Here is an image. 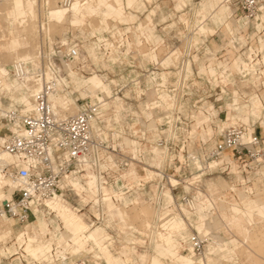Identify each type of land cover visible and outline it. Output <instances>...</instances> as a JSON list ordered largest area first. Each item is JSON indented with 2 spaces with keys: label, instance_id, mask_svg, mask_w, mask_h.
I'll use <instances>...</instances> for the list:
<instances>
[{
  "label": "rangeland",
  "instance_id": "374dc122",
  "mask_svg": "<svg viewBox=\"0 0 264 264\" xmlns=\"http://www.w3.org/2000/svg\"><path fill=\"white\" fill-rule=\"evenodd\" d=\"M54 1L57 2L59 7L62 6V0H53L52 2ZM77 1L79 2L81 0ZM221 1L223 0H138L135 8L127 9L128 14L130 13L135 16L132 21L119 22L115 19H108V29L103 33V35L105 38L115 43V45H119L122 42L119 52H117L118 61L114 64V66L108 59L111 51H106L104 44H102L101 51L96 49L97 52H100L99 57L103 58L102 62L98 64H95L88 57L86 51L88 46L92 44L97 45L96 43H98V37L97 35H93V31L100 28L101 18H89L87 24L82 25L81 27H73L63 24L67 20L65 18L68 16H64L65 18L63 17L64 22L61 24L57 22H49L48 19L50 20V17L47 15L49 13V6L47 5L48 0H37L36 3V6L38 7L36 9H39L38 14L41 15H38L39 17L35 20L36 24L39 23L36 26L39 28L42 23L46 28H43L44 30L42 28H36V31H39L34 33L32 38L34 43H32L34 46L36 44L37 48L40 46V49L35 48V50L37 49L38 52L41 50L42 52V49L45 47L48 51L49 47L63 41H67V45L70 46L77 45L80 49V53L87 57L86 61L78 62L76 64L75 70L77 72L85 76L84 78H91V73L96 71L98 74L105 75L109 81L114 80L117 83H112L111 87L113 96L118 97L120 101L112 104L119 106L123 102L126 105L127 109L121 112V122L124 128L129 127L128 123H133L132 120L134 121V119L132 117H136L137 115L138 117H145L142 111L147 104L150 105L151 108L153 106L161 107L162 105L173 106L175 103H177V106H184L183 116H186L188 121H184L186 123L185 126H179L181 128L177 133L179 141L170 146V152L176 157V161L174 162L175 166H181V172L176 171V173L174 169L167 171V174L174 177L172 179L174 184H176L174 182L176 180L179 182V186H177L175 192L172 191L173 195L169 192L170 186L167 179L165 178L162 181V184L165 186L163 191L165 197H161V202L167 203L168 206L166 207V210L164 209V211L159 215L156 208L146 202L152 196V193H146L144 199L138 196L135 197V199L128 200L133 202L138 200L139 205L135 204L127 208V218H122L117 214L114 217L111 216L107 204L108 215L110 216L111 221L119 220V228L125 230L127 237H109L105 227L96 226L102 227L108 234L107 238L116 242L115 248L119 252L125 253L129 250L128 248L133 247L128 246L126 242V239L128 238H135L144 242V244L139 243L136 246L137 251L133 254L134 264H152L153 261H155L154 264H158L156 259L160 261V264H176L171 260V258L160 257L157 254L160 252V247L156 244L159 239H163L162 233H167L166 237L169 236V231L163 227V224L167 223V226H169V224L174 221L175 217H178L179 214H181V211L176 203L181 202L183 195L187 193L185 186L197 181L199 177L197 178L196 176L201 174V182L191 184L193 187L198 185L200 190L203 192L199 193L197 191L196 193L197 211L190 212L188 209L189 207L183 206L189 212L188 213L184 210L186 217L191 220L189 221L190 226L185 232H183L182 235H190V237L200 235L208 240V244L201 255H195L192 251L189 240L185 239L184 241H181L180 237L182 235L176 234L174 235V238L177 240V245L182 246L185 249L183 254H186V257L192 261L191 264H202L200 259H203L201 256L204 254L211 255L218 259L219 262L217 264H256V261L257 264H264V260L262 259L264 258V165L255 169V171L247 173L238 165V163H235L233 153L230 151L225 154V164H223V166L219 169L206 168L203 171H199L193 163H187L189 164L187 167L182 166L180 163V161L182 162L187 157V152H189L188 147L183 148V146L186 145L187 137H195L198 142L192 147L193 151H198L200 148L202 149L199 141H201V138L204 135L208 136L207 134H213L215 135V138L217 137V140H220V137L218 136L219 131L232 125L239 126L249 124L248 127L250 129L252 126V129L264 138V89L263 86L260 85V79L253 80L251 75L248 79H243L241 74L237 72H229L232 66H239L242 68V71H244L245 64L248 66L257 65L258 71L259 65L257 59L255 61V63L257 62L256 64L247 63V57L250 54L248 48L238 47L234 49L231 45V40L234 42L237 40L241 47L245 42H249L248 45H252L254 49L260 47V60L264 57V41L261 39V45L259 46L257 40L258 38L253 30L252 24L250 27L244 28L245 24L241 20L242 15L240 12H238L237 15L235 14L232 16L230 19L227 18V15L221 13L220 17L223 19L224 24H221L222 19L221 21H218L216 17L211 19L208 13L204 14L202 12V6L205 2L207 9L211 6V9L215 10L219 5V10L221 8L219 4L222 3ZM58 6L56 10L59 9ZM2 7L0 8L2 14L1 16H3L2 9L4 8ZM232 12L233 8L231 13ZM150 15H152V21L148 18ZM212 16H214V13ZM3 17L4 19L1 17L2 29L0 33L1 37L5 38L11 33V23H8V21L5 20V16ZM52 18H54V16ZM37 20H39V22H37ZM215 21H218L221 25L217 26L214 23ZM49 23H55L56 27L54 26L55 24L52 26ZM140 24L144 27H149L150 25L155 26L157 29V32L154 34L156 39L153 41H149L147 39L148 41H146V35L141 34L140 29H138ZM202 25H207L208 27L214 29L215 33H205L204 28H201L200 32L199 28ZM228 25L231 26L230 28H234L236 26L234 29V36L230 34L231 31ZM15 28H17L18 31H20L21 28L19 29L14 26L13 33L15 37L21 40L24 44L23 49L31 47V41L28 42V39L25 37L23 38V33H21L22 31L18 32L16 30L18 33H15ZM147 29L148 28H146V30ZM248 34H250L251 37L246 40L244 37ZM139 36L141 38V43L138 44ZM128 42L131 43L130 47H128ZM152 50H155L159 60L171 56L173 63L170 64L168 68H163L160 65L155 66V64L151 62L147 56H144L145 54H149ZM35 62L36 61L32 63ZM5 64L8 65L7 68L9 70L6 68ZM5 64V68L9 72L8 79L11 86L10 89L5 91H3V88L0 87V97H3L5 105L7 106V101L10 100L13 93L14 84L12 82H15L17 85L19 84V86L20 82L15 78L12 72V66H14L15 63L11 62L9 64L8 62ZM187 64H190L188 66L187 76L191 74L192 76L184 80ZM104 65H106L107 68ZM164 65L167 66V64ZM259 66L262 67V63H260ZM199 70L201 71V74L199 73ZM212 70H216L215 75L211 73ZM181 71L182 76L181 80H179V72ZM152 72L157 73V83L160 82L159 75L161 73L165 72L168 75V90L174 89L175 92L171 94H174L175 97H172L167 92H157V83L155 84L150 82ZM230 73H232V75H230ZM216 77L218 78V82H213L211 85L210 79L212 78L211 80L213 81ZM229 77L234 80L232 82L228 81V79H230ZM2 79H5V77L1 75L0 80ZM135 82H138V84L136 85ZM81 83L82 82L79 80L77 83L75 82L76 85H80ZM88 87L90 86L82 88L88 89ZM221 88L224 92H221ZM89 90L90 89H88V92ZM8 93H11V95ZM24 97H22L21 100ZM255 97L261 99L262 104L260 106H254L253 99ZM98 98L102 99V94H100ZM235 99L239 100L238 104L235 103ZM64 104H66L65 106H69V108H71L70 105H73V101L71 103L70 99L67 98V101ZM72 107L73 109H69L71 111L70 113L75 114L78 107L76 105H73ZM162 109L163 108H158L156 110L157 112L154 113L156 118H162L164 116ZM204 110H207L210 113H212L211 111L213 110L214 115L217 116L215 119L213 118L214 120H211L213 129L209 127L208 130L205 131L207 134H205L202 128H198V125H200L201 122L210 121V117L204 113ZM191 116H193L195 120L191 118ZM233 119H235V121H233ZM181 120L183 121L182 118ZM190 132L192 133V136L189 135ZM153 152L156 155V165L161 168L164 161V152L160 148H153ZM229 159L233 160L236 166H232L231 163L230 165H226L227 160ZM218 163L221 164V162ZM215 164L216 163H212V165ZM241 170L244 172L242 173ZM145 174H147V177L149 175L153 176V173L148 170L145 171V173H142L143 176H146ZM159 175L162 176V174ZM88 181L89 179L86 178V182ZM3 185V189L0 193V200L5 194L9 195L12 193L10 184L6 182ZM192 186H190L191 189H193ZM247 186H255V188L258 189L254 196L245 193L244 188ZM188 193H190L191 197H195L194 192L191 191ZM167 195L174 197V201L171 202L167 198ZM85 197L87 199L85 203H87L91 195H85ZM68 202L74 206L70 201ZM65 206L75 214V217H77L76 212L78 210L75 212V210L69 205ZM144 206H148V209L145 210L146 208H142ZM255 206L257 208H252ZM141 209L143 212L144 210L148 212L150 209L149 215H147L146 212L143 213L142 211H139ZM249 209L254 211L253 213L255 215L254 219L256 223L253 225L248 222L249 218L247 216V212ZM168 211L170 212L169 215L166 214ZM67 212V209L62 208L60 205L59 208H57L59 216L57 213L55 216L50 218H47L45 215H38L37 220L35 221L37 224L33 226L34 222L29 223L27 225H30L31 227L28 228L29 235L26 234L25 237L21 239L19 237L23 235L24 232H27V227H16L15 229H10L12 224L8 219L0 220V230L5 228L7 230L6 233L10 235L8 237L11 240H8L12 241L9 245H7V247L0 244V264H2L1 255L10 257L13 256L15 253L14 251H18L19 254L17 256L10 257V259L5 262L6 264H71L73 261L78 259L88 260L90 263L94 262V256L92 254L91 256H85V254L80 257L74 256L75 254H81L79 252L84 248L87 237H84L85 231H83L81 233V236L83 237L76 239L74 243L65 228V223L63 224L62 220L67 218ZM84 212L86 211L81 213L77 212V214L81 215ZM140 212H142V216L140 215ZM84 214V221L89 227L86 220V213ZM199 214H202L205 222L216 225V227L212 228V233L216 236L215 242L219 240L218 244H213L210 240V238H212L210 235L208 236L205 232L199 233L197 231L196 226L199 223L197 215ZM143 216L146 219V221L144 220L145 224ZM155 216H159V218L164 221L158 228L154 227V230H152L151 228H153L152 225L154 224V218H156ZM252 217L254 216L252 215ZM236 219H239L240 222L236 221ZM110 225L111 223L107 224L106 227ZM87 226L85 225V228H87ZM49 229L52 232H50ZM45 230L48 232L46 233ZM128 230L130 231L128 232ZM163 230L164 232H162ZM134 231L143 235L150 233L151 237H135ZM13 236H15V239ZM43 237L47 241L46 244L44 243L46 241H43ZM153 238L155 241L153 240L152 242L151 239ZM21 240L28 242L22 248H19ZM50 240L53 243L50 242ZM172 241L174 242V240L169 237L166 241H164L161 249L168 250L167 252L169 253ZM58 242H60V244H58ZM0 243L3 242L1 241ZM38 243L42 245V247ZM254 243L258 244L255 245ZM29 244L33 245L37 249L33 251L31 246H28ZM104 244H106V242H104ZM91 246L89 245L87 248L88 251L91 250ZM13 247H16L17 249ZM74 248L77 249L75 252ZM227 255L229 257V262H227ZM142 256L145 257L141 258ZM181 263L189 264L186 262L184 263V260H182Z\"/></svg>",
  "mask_w": 264,
  "mask_h": 264
},
{
  "label": "built area",
  "instance_id": "2783aa9c",
  "mask_svg": "<svg viewBox=\"0 0 264 264\" xmlns=\"http://www.w3.org/2000/svg\"><path fill=\"white\" fill-rule=\"evenodd\" d=\"M72 1L64 0L63 5L68 7ZM225 2L235 10L236 15L238 12L241 13L244 28L253 25L260 46L261 39L264 41V0H225ZM250 37L251 35L248 34L244 38L248 40ZM248 44L249 42H245L241 47L237 40L235 42L231 40L234 49L248 48L250 54L247 63L259 62V65L262 63V67L258 65L257 73L261 81L260 85L264 89V64L263 59H259L260 47L254 49ZM42 50L38 53L35 66L33 63L23 61L12 66L13 74L22 80L28 77V84L36 88V91L32 97V110L26 111L24 105H15L5 109L4 121L0 122V153H6L14 158L13 163L2 168L3 173L13 181L14 190L11 199L0 206V216L7 217L14 229L26 227L29 223L35 222L38 215H45L47 218L55 216L47 202L59 195L70 201L79 212L86 211L84 212L86 220L91 227H105L109 237L112 238L127 237L125 230L119 228L120 221H111L107 198L110 197L111 202L123 206L126 199L132 200L138 196L144 199L146 193H152L146 202L158 211L166 209L167 203L161 202V197H165L163 192L165 186L162 181L167 179L169 192L173 195L179 182L176 180L174 184L172 182L174 177L167 174V171L174 169L175 172H181V166H175L176 157L170 152V146L179 141L177 134L181 129L179 126H185L184 121H188V118L183 116L184 107L177 106V103L175 106L153 107L152 116L149 118L132 117L133 123H128L129 127L124 128L121 135H117L121 125L115 121H113L114 128L106 127L102 117L105 110L98 100L76 97L79 106L77 113L65 116L53 108L51 98L57 92L63 78L68 77L65 71L66 65L73 63L76 67L80 49L77 45L70 46L67 42H60L49 47L48 51L45 47ZM256 59L258 61L255 63ZM181 73L182 71L179 72V80ZM241 76L243 79L250 77V75ZM161 89L172 97L175 96L171 94L175 90H168V85ZM158 108H163L162 118L154 116ZM211 112L204 110L210 121L198 125V128H202L204 132L209 127L212 128L211 120L217 117L213 110ZM95 124L99 128L96 129ZM252 128L244 124L229 126L219 131L220 140H217L215 135L205 132L208 136L204 135L201 138L199 144L202 149L198 151L192 150V147L198 143L195 137H187L183 148L188 147L189 152L182 162L180 159L179 161L186 167L193 163L199 171L206 168L219 169L225 163L218 164V162L230 151L233 153L235 163H238L245 172L255 171L264 165V138ZM189 135L192 136V133L190 132ZM123 137L129 140L128 145L123 143ZM153 148H160L164 152L161 168L156 165ZM198 162L201 163L202 168L198 167ZM214 162L216 164L211 167ZM226 165L230 163L227 162ZM132 169L136 172L138 180L130 175ZM147 170L153 173L149 179L147 174L142 175ZM88 174L95 175L99 179V185L95 194L90 192L89 187L87 192H84L85 195H91L85 203L81 201L69 181L79 178L85 184ZM196 177L199 178L191 184L201 182L202 174ZM191 184L185 186L186 189L188 188L187 193L183 195L181 202L176 203L178 208L191 207L196 202L195 193L200 188ZM191 191L194 192L195 197L190 196L188 192ZM244 191L254 196L257 189L255 186H247ZM163 221L157 216L151 229L158 228ZM109 223L111 226L106 227ZM134 235L151 237L150 233L143 235L137 231H134ZM189 243L197 255H201L208 244L206 238L200 236L191 237ZM0 244L4 246L3 243ZM1 257L2 264H6L5 262L10 259L2 255ZM73 264H90V262L77 260Z\"/></svg>",
  "mask_w": 264,
  "mask_h": 264
},
{
  "label": "crops",
  "instance_id": "0c3cea01",
  "mask_svg": "<svg viewBox=\"0 0 264 264\" xmlns=\"http://www.w3.org/2000/svg\"><path fill=\"white\" fill-rule=\"evenodd\" d=\"M0 1H3V0H0ZM79 2H80V4L77 7L75 6V9H74V11H72L71 14L69 12L67 14L65 11H63L61 9L60 12H58V15L61 16V20H57V19L56 20L58 22H60V24H61V23L64 22V20H63L65 18L64 16H68V17L65 18L67 20L63 24H67V25H70V26H73V27H81L82 25L87 24L89 18H93V17L101 18V21H100L101 26H100V28L95 29L93 31V35H97V37H98V43H96L97 45L92 44V45L88 46L86 48V51H87L88 57L95 64H98V63L102 62L103 58L99 57L100 52H97L96 49L101 51L102 44H104L105 50L106 51H109V50L111 51L110 56L108 57V59L114 66V64H116V62L118 61L117 52H119V49H120V46L122 45L121 44L122 42L119 45H115V43H113L112 41L108 40L103 35V33L108 29V19H115V20H118L119 22L132 21L135 16H133L130 13L128 14L127 13V9L135 8L137 6L138 0H125V1L124 0H81ZM82 2H84L85 4H82ZM88 2H89V4H88ZM221 2L222 3H219L220 6H221V8L219 10H218L219 5L216 7L215 10H212L211 6H210V8H208L209 9L208 10L206 2H205L203 4V6H202V12L204 14L208 13L210 15L211 19L216 17L218 21H221V19H222L220 17L221 13H224L225 15H227V18L230 19L233 16L232 13H231L232 7L227 5V4H225L224 0L221 1ZM8 13H9L10 20H11V33H10L9 36H7L5 38H2L1 37V33H0V52H2V53L3 52H10V51H18L20 49H23V47H24V44L22 43V41L17 39L15 37L14 33H13L14 23L16 22V19H17V16H18L17 12L14 9H12V10H9ZM213 13H214V16H212ZM55 15H56V13L53 12V16H55ZM20 16L24 18L23 13H21ZM151 16L152 15H150L148 17L150 21H152ZM218 21L214 22L217 26H220L221 24H224L223 23L224 22L223 19L221 21V24ZM217 22H218V24H217ZM228 27H229V29L231 31L230 34L234 36L235 35V30L234 29L236 28V26L234 28H230L231 26L228 25ZM260 27L261 26L259 25V28ZM146 28H148V29L146 30ZM201 28L205 29V33H212V34L215 33V30L210 28V27H208L207 25L200 26L199 31L201 30ZM138 29H140L141 34L146 35V37H147V38L145 37L146 41H148V40L149 41L150 40L153 41V40L156 39V36L154 34L157 32V29L155 28V26L150 25L149 27H144L142 24H140ZM0 31H1V27H0ZM139 43H141L140 36L138 37V44ZM130 46H131V43L128 42V47H130ZM128 51H129V49H128ZM128 51H127V53H128ZM81 55H82V62L86 61L87 57L83 56V54H81ZM144 56L145 57L147 56L150 59L151 62H153V63H155L157 65H160L163 68H168L169 65L173 63L171 56H168L167 58H163L162 60H159L155 50H152L149 54H145ZM142 63H144V62H142ZM263 63H264V57H263ZM164 64H167V66H165ZM189 65L190 64H187V68H186V79L189 78L190 76H192V74L187 76L188 66ZM104 66L107 68L106 65H104ZM7 67H8V65H6V68ZM229 72H237V73H239V74H241L243 76L251 75L253 80H259V76H258V73H257V65L248 66V65L245 64L244 65V71H242V68L239 67V66H232L231 69L229 70ZM199 73L201 74L200 70H199ZM211 73L215 75L216 74V70H212ZM230 75H232V73H230ZM70 78L72 80L71 81L72 82V91H71L72 95H74V96L76 95L77 97L81 96L82 99L90 97V98H92L95 101H97V100L100 101L102 103V108L105 110L104 111L105 113H103V114L105 115L104 121L106 122V127L108 129L114 128L113 121H115L117 124L121 125L120 126L121 127L120 132L118 134L117 133L116 134L117 135L123 134L124 127H123L122 122H121V119H122L121 112L125 111V109H127L126 105L122 101H121L122 103L119 106L112 104V103L120 101V99L118 97H116V96L114 97L113 96V91H112V87H111L112 83L113 84H117V83L114 80L109 81L108 78L105 75L98 74L96 71H93V73H91V78H75V79H78L79 81L82 82L80 85L79 84L76 85L73 82V78L71 76H70ZM159 78H160L159 79L160 82L157 83V73L156 72H152L151 78H150V82L151 83H155V84L157 83L156 84L157 88H158L157 92H166L165 90L161 91L160 88L161 87H166V85L168 83V80H169L168 79V75L165 72H163V73H161L159 75ZM0 79H1V75H0ZM211 79H210V84L211 85L213 84V82H218V78L217 77L213 81ZM93 80L96 81V82H102L103 86L101 88L95 87L92 84ZM233 80L234 79H231V78L228 79V81H230V82H232ZM12 83L14 84L13 93H12V95H11V93H8V94L11 95V97H10V100L7 101L8 102L7 106L5 105L3 97H0V109L1 110L5 111V109H9L11 107H14L15 105H21V102H22L21 98L25 96V92L19 88V84L17 85L15 82H12ZM135 84L137 85L138 82H135ZM85 86H90V87H88V89H90L89 92H88V89L82 88V87H85ZM87 92H88V94H87ZM221 92H224V90L222 88H221ZM100 94H102V97H103L102 99L98 98L100 96ZM76 96H75V98H76ZM67 98H68V96H67ZM69 99L71 101H73L72 97L69 98ZM176 102H177V100H176ZM253 102H254V106H258V105L260 106L262 104L261 99L258 98V97H255L253 99ZM235 103L238 104L239 100L235 99ZM175 104L173 106H175ZM153 107H157V106H153ZM153 107L151 108L150 105H148V104L145 105V108L143 109L142 112H143V114L145 115L146 118H149V117L152 116L151 109H153ZM181 107L183 108L184 106H181ZM25 108H26L25 109L26 111H30V110H32L33 107H29V105L26 104ZM113 113H114V117H113ZM228 121H229V119H228ZM233 121H235V119H233ZM244 125L249 126V124H244ZM123 143L128 145L130 142H129V140L126 137H123ZM224 161H225V159L221 160L220 161L221 164L224 163ZM228 161H229V163H231L232 166H236V164L233 162V160L229 159V160H227V162ZM197 165H198L199 168H202V165H201L200 162H198ZM130 175L133 176L134 179L138 180V176H137L136 172L133 169L131 170ZM151 177L152 176L149 175L147 178L149 179ZM86 178H88L89 181L86 182L85 184L82 183L81 179H79V178L71 179L69 181V183L76 190L77 194L80 196L81 200H83L84 202L87 201L84 192H87V189L89 187L90 192L95 194V187H96V180H95V176L94 175H88V176H86ZM174 182L176 183V181H174ZM197 191L199 193H203L200 190H197ZM121 197H123V196H121ZM167 198L171 202L174 201V197H172L170 195H167ZM107 199L109 201V203H108L109 212H110V215L113 216V217L117 214V215H119L122 218H127L128 217L127 208L129 206H131V205H135V204L139 205L138 200L133 202V201H128L126 199L125 203L123 205L124 207H123V206L116 205L113 202H111L110 197H108ZM60 205L62 206V208H66L67 209V211H68L67 215H68L69 212H72V211L70 209H68L65 205H69L72 209L75 210V212L78 210V208L72 206L68 202V200H66L65 198H63V202H61ZM146 207H148V206H144L142 208H146ZM252 208H257V207L255 206V207H252ZM54 209H55V211L57 213V207L56 206L54 207ZM179 209L181 211L180 212L181 214H179L178 217H175L174 221L171 222L169 224V226H167V223L163 224V227H165V229H167L169 231V236L166 237L167 233L166 234L162 233L163 239H159L157 241V244H156V245H158L160 247V252L157 253V254L160 257L171 258V260L174 261L176 264H182L181 263L182 260H188L189 259V258L186 257V254H183V251L185 249L182 246H178L177 243H176L177 240L174 238V235H176V234L182 235L183 232H185L187 230V228L190 226L189 221L191 219L186 217V213L184 212V210L187 211V212H188V210L186 208H184L183 206H180ZM156 211L159 212L158 210H156ZM77 212L81 213L79 211H77ZM77 212H76V215L78 217H82V219L84 221L85 214L83 213V214L79 215V214H77ZM253 212L254 211L251 210V209H249L248 212H247V216L249 218L248 222L251 225L256 223V221L254 219L255 215H254ZM169 213H170L169 211L166 212L167 215H169ZM252 215L254 217H252ZM58 216H59V214H58ZM197 217L199 219V223L196 226L197 231L199 233L205 232L206 234H208V236L210 235V237H212V238H210V240L213 242V244L214 245H215V243L218 244L219 240L215 242L216 236L212 233V228L216 227V225H213L211 223L205 222V219L202 216V214L197 215ZM66 219L65 220L62 219V220H63V224L65 223V228L67 230L68 219L67 220ZM143 221H144V219H143ZM236 221L240 222L239 219H236ZM36 224H37V222H34L33 226L36 225ZM86 226H87V224H86ZM89 226H90V224H89ZM29 227H30V225L28 226V228ZM49 231L52 232L50 229H49ZM85 231L86 232H84V237H87L86 238V244H85L84 248L81 249L80 253L81 254H85V256L86 255L91 256V254L94 256V262H91L90 264H103V263L107 264L106 258L104 257V254H103V250L96 246V243H95L94 239H92V237H97L103 243L106 242L105 245H107L110 248V250L112 251V258L115 261L114 264H134L133 254H135L136 251H137L136 246L139 243L144 244V242H142L141 240H137L135 238H128V239H126V242H127L128 246H133V247L132 248H128L129 252L128 251L125 252V253L124 252H119L115 248L116 247V245H115L116 242L114 240H111V239L107 238L108 234L105 232V230H103L102 227H100L99 229L95 230L94 232H89V227L87 226V229ZM45 232L47 233L48 231L45 230ZM162 232H164V230ZM28 233H29V229H27V232H24L23 234H28ZM77 237H83V236H81V234H80ZM169 237L171 239H173L174 242L172 241V244H171V247H170V252L168 253L167 252L168 250H162L161 248H162V245L164 244V241H166ZM185 239L189 240L190 239V235H182L180 237L181 241H184ZM73 241L75 243L76 239H73ZM88 243H91L92 246H91V244H88ZM89 245L91 246V250L90 251H88V249H87L89 247ZM28 246H33V245L29 244ZM73 246H74V244H73ZM13 248L17 249L16 247H13ZM75 250H77V249L74 248V252H75ZM14 252L15 253L13 254V256H17L19 254L18 251H14ZM74 256L75 257H79V254L78 255L75 254ZM144 257L145 256H142L141 258H144ZM202 258L203 259H200L202 264H217L219 262L218 259H216L215 257H213L211 255H204V257H202ZM226 258H227V262H229L228 255L226 256ZM129 259H130V261H129ZM156 260L158 261V264H160V261L158 259H156ZM75 261H77V260H75ZM73 263H71V264H73ZM256 264H257V261H256Z\"/></svg>",
  "mask_w": 264,
  "mask_h": 264
},
{
  "label": "bare ground",
  "instance_id": "6f19581e",
  "mask_svg": "<svg viewBox=\"0 0 264 264\" xmlns=\"http://www.w3.org/2000/svg\"><path fill=\"white\" fill-rule=\"evenodd\" d=\"M53 0H48V6H49V8H48V10H49V13L47 14L48 15V17H50V20L48 19V21L49 22H57V23H59L60 24V22H58L57 20H61V16L60 15H58V12H60V10L62 9L63 11H65L67 14H68V12L69 13H72V11H74V9H75V6L77 7L79 4H80V2H78L77 0H73L72 1V3L70 4V6H68V7H66V6H64L63 5V2H64V0H62L61 2V4H62V6H58V4H57V2L56 1H54V2H52ZM45 2V1H44ZM224 2H225V0H224ZM36 3H37V0H3V1H0V8L2 7L3 9H2V13H3V16H5L6 17V19L5 20H7L8 21V23L10 22L11 23V20H10V16H9V13H8V11L9 10H12V9H14L16 12H17V19H16V22L14 23V26L15 27H18L19 29H20V31H18L17 30V28H15V30L14 31H18V32H21V33H23V38L25 37L26 39H28L27 41L28 42H30L31 41V47H29L28 49H23V50H18V51H10V52H0V74L2 75V76H4L5 77V79H2V80H0V87L1 88H3V91H5V90H7V89H10V86H11V83L9 82V79H8V75H9V72H8V70L5 68V65H7V64H5V63H8L9 62V64L11 63V62H14L15 63V65H16V63H18V62H27V63H32V62H34V61H37L38 60V50L37 49H40L39 47L37 48V46H36V44H35V46L33 45V36H34V33L35 32H38L39 30H37L36 31V28H38L36 25H38V24H36L35 23V20H36V18H38L39 16H41L40 14H38V10L39 9H36V8H38L37 6H36ZM56 4H57V6H58V10H56V8H57V6H56ZM82 4H85L84 2H82ZM225 4H227L226 2H225ZM37 5H39V4H37ZM227 5H229V4H227ZM230 6V5H229ZM40 7V6H39ZM56 10V11H55ZM53 12H55L56 13V15L54 16V18H52L53 17ZM21 13H23V15H24V18L23 17H21L20 15H21ZM232 14H233V16L235 15V10L233 9V12H232ZM2 14H1V11H0V25H1V29H2V19H1V17L4 19V17L3 16H1ZM39 15V16H38ZM40 19V18H39ZM55 19H57V20H55ZM37 22H39V20H37ZM40 23H41V21H40ZM45 23V22H44ZM48 23V22H47ZM49 24H51V23H49ZM55 23H53V24H51L52 26L54 25ZM46 26H47V24H46ZM49 26V25H48ZM51 26V27H52ZM55 27H56V24L54 25ZM59 26V25H58ZM57 26V27H58ZM50 27V26H49ZM39 28H46L45 27V25L44 24H40V26H39ZM38 28V29H39ZM42 29H41V31H42ZM43 29V30H44ZM49 29V28H48ZM50 30V29H49ZM56 30V29H55ZM65 30V29H64ZM15 32V33H18V32ZM47 31V30H46ZM45 31V32H46ZM51 32H52V30H51ZM51 32H50V34H51ZM54 32V31H53ZM75 32V31H74ZM40 33V32H39ZM47 33V32H46ZM45 33V34H46ZM7 35V34H6ZM17 35V34H16ZM22 35V34H21ZM48 35V34H47ZM50 36V35H49ZM33 40V41H32ZM33 42V43H32ZM63 42H67V41H63ZM41 43V42H40ZM35 48H37L36 50H35ZM78 62H82V58H81V54H80V56L78 57V59H77V63ZM5 64V65H4ZM13 64V63H12ZM35 64H36V62L35 63H33V65L35 66ZM14 65V66H15ZM13 66V67H14ZM65 71H66V76H68V77H66V78H63V80H62V82H61V84H60V87L58 88V90H57V92L52 96V98H51V103H52V106H53V108L56 110V111H60L62 114H64L65 116H67V115H75V114H71L70 112V110L69 109H73V105H76L77 107H78V109H79V106L77 105V103H76V98H75V96L74 95H72V93H71V91H72V80H71V78H70V76L73 78V82L75 83H77V81H78V79H75V78H84L85 76H83V75H81L79 72H77L76 70H75V64H73V63H70V64H68V65H66V67H65ZM15 76V78L20 82V88H21V90H23L24 92H25V96L27 97H24L21 101V105H29V107H33V102H32V97H33V95L35 94V91H36V88H34L33 89V87H31L29 84H28V77L26 78H24L23 80L21 79V78H18V76H16V75H14ZM92 84L95 86V87H97V88H101L102 86H103V84H102V82H96V81H94L93 80V82H92ZM25 87V88H24ZM27 88V89H26ZM62 95V96H61ZM67 96H68V98H73V105H70L71 106V108H69V106H65L66 104H64L66 101H67ZM64 97V98H63ZM87 98H90V97H87ZM91 100H93L92 98H90ZM93 101H95V100H93ZM69 102V101H68ZM70 102L72 103V101L70 100ZM63 104H64V107H63ZM75 107V106H74ZM77 109V108H76ZM76 109H74V110H76ZM78 111V110H77ZM73 112V111H72ZM102 117H103V119L105 118V115L103 114L102 115ZM4 121V110H1L0 109V122H3ZM95 127H96V129L97 128H99V126L98 125H96L95 124ZM14 162V158L13 157H11V156H9V155H7L6 153H0V193H1V191H2V189H3V184H5L6 182L8 183V184H10L11 186V190H12V192H13V190H14V183H13V181L10 179V177L9 176H7L6 174H4L3 173V171H2V168H4L5 166H8L9 164H11V163H13ZM214 163H216V162H214ZM211 167H214V165H212ZM95 180H96V187H95V191H96V188H97V186L99 185V181H98V178L95 176ZM1 195V194H0ZM11 195H12V193L11 194H5L4 195V197L0 200V202H1V205H3L5 202H7L8 200H10L11 199ZM61 202H63V197L62 196H56L55 198H53V199H51V200H49L48 202H47V205L50 207V209L54 212V214H56V211H55V209H54V207L56 206L57 208H59V206H60V204L59 203H61ZM0 205V206H1ZM139 208V207H138ZM140 209V208H139ZM148 209V207H146V209L145 210H147ZM189 209V211L190 212H195V211H197V206H196V202H194L193 203V205L191 206V207H189L188 208ZM144 210V212L142 211V209L141 210H139V211H142L143 213H147V215H149V210H148V212L147 211H145ZM166 210V209H165ZM137 211V210H136ZM164 210H162V211H159L158 213H159V215L163 212ZM142 212H140V215L142 216ZM137 213V212H136ZM153 213V212H152ZM157 213V212H156ZM154 214V213H153ZM145 215V214H144ZM152 215V214H151ZM154 216V215H153ZM144 217V216H143ZM148 217V216H147ZM146 217V218H147ZM156 217V216H155ZM3 219H7V217H5V216H0V220H3ZM67 219H68V222H67V232H68V234L71 236V238L72 239H79L80 237H77L78 235H80L83 231H85L87 228H85V222L83 221V219H82V217H75V214L73 213V212H69L68 213V215H67ZM66 219V220H67ZM145 221H146V219H145V217L143 218ZM155 219V218H154ZM145 221H144V224H145ZM146 226V225H145ZM27 227V229H28V226H26ZM147 227V226H146ZM11 228H13L12 227V225H11V227H10V229ZM31 228V227H30ZM100 227H91V225L89 226V232H94L95 230H97V229H99ZM5 228H2L1 230H0V242L2 241L3 242V244H4V246H6L7 247V245H8V242H10L8 239H10L8 236H10L9 234H7L6 233V229L4 230ZM9 230V229H8ZM31 230V229H30ZM86 232V231H85ZM199 234V233H198ZM25 235L26 234H23V235H21L19 238L21 239V238H24L25 237ZM200 236V235H199ZM15 236H13V238H14ZM193 237V236H192ZM201 237V236H200ZM12 238V239H13ZM44 238V237H43ZM70 238V237H69ZM202 238H205V237H202ZM252 238V237H251ZM15 239V238H14ZM27 239V238H26ZM47 239V238H46ZM92 239H94V241H95V243H96V246L97 247H99L100 249H102L103 250V254H104V257L106 258V262H107V264H114V260H113V258H112V251L110 250V248L107 246V245H105L102 241H100L97 237H92ZM190 239H191V237H190ZM190 239H189V241H190ZM11 240V239H10ZM24 240V239H23ZM23 240H21L20 241V246H19V248L21 247H23L25 244H27V242L28 241H23ZM49 240V239H48ZM69 240V239H68ZM152 240V242H153V240H154V238L153 239H151ZM207 240V239H206ZM254 240V239H253ZM43 241H46L45 240V238H44V240ZM42 241V242H43ZM155 241V240H154ZM41 242V243H42ZM50 242H52L51 240H50ZM255 242H257V241H255ZM40 243V242H39ZM38 243V244H39ZM45 244L47 243V241L46 242H44ZM53 243V242H52ZM207 243H208V240H207ZM258 243L260 244V242L258 241ZM258 243H254L255 245L256 244H258ZM58 244H60V242H58ZM40 245V244H39ZM38 246V245H37ZM41 247H42V245H40ZM59 246V245H58ZM95 246V245H94ZM258 246V245H257ZM263 246V245H262ZM32 247V249H33V251H35L37 248L36 247H34V246H31ZM75 247H76V245H75ZM192 247V246H191ZM207 247V246H206ZM94 248V247H93ZM263 248V247H262ZM260 249V248H259ZM249 250V249H248ZM246 251V250H245ZM250 251V250H249ZM262 251V250H261ZM263 251H264V249H263ZM194 252V251H193ZM257 252V251H256ZM259 252V251H258ZM80 253V252H79ZM195 253V252H194ZM255 253V252H254ZM83 254H79V257L80 256H82ZM197 255V254H196ZM205 255V254H204ZM204 255L203 256H201V257H204ZM264 255V254H263ZM10 257H12V256H10ZM263 260H264V258H262ZM79 260V259H78ZM74 262V261H73ZM72 262V263H73ZM154 262L155 261H153V264H154ZM189 263V264H191L192 263V261L190 260V259H188V260H184V263Z\"/></svg>",
  "mask_w": 264,
  "mask_h": 264
}]
</instances>
